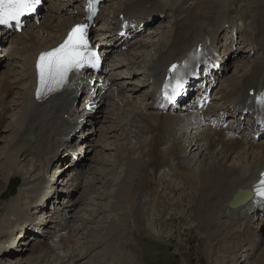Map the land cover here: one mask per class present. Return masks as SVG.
I'll return each mask as SVG.
<instances>
[{
    "label": "bare ground",
    "instance_id": "1",
    "mask_svg": "<svg viewBox=\"0 0 264 264\" xmlns=\"http://www.w3.org/2000/svg\"><path fill=\"white\" fill-rule=\"evenodd\" d=\"M53 1H51L49 10L39 25H31L21 34L5 37L0 41L8 39L10 43L7 48H11L12 51L17 49L21 55L29 52L22 63L24 73L21 71L16 72V70L12 72L5 70L0 73V134L3 131L2 118H6L7 113L10 114L11 121L10 126L6 125L7 127L4 128V131L6 128L10 129L11 133L7 134L8 137H4L6 143L9 144L5 146V150L0 157V170L6 169V173L12 171L18 173V166L24 165L25 170L21 172L24 179H26L20 192L6 205L8 217L5 216L3 225L0 228V257L6 253L22 252L24 248L26 251L33 242L29 251L33 250L34 253L27 259V263L42 264L43 261L45 264H67L65 261L75 263L77 258L72 250L74 242L73 228L63 232L65 228L62 224L58 232L53 233L52 230L55 225H51L52 222L46 224L48 217L44 214L46 206L44 198L46 195L52 194V189L49 190V186L51 185L53 189L58 190L59 195L61 190L58 188L59 184L57 185V182L66 170L56 164L55 173L50 178L51 180H45V173L43 177V173L38 174L36 171L41 168L46 171V169H49V164L53 162L60 163L62 158L66 159L70 155L69 151H77V149H74V143H71V136H74L75 139L86 137V144L89 145L87 150L83 149L85 152L79 150L81 154H85L83 160L79 162V166L71 163L68 166L70 169L75 167L73 170L80 169L76 173V177L69 179V181L71 180L70 184H77L80 187L83 184L81 180L84 179V176L88 175L87 177H90L92 175L90 179L92 184L95 185L97 171L103 166L100 164H106L110 161L106 151L95 150L96 145L94 143L90 145L92 142L90 136H94L90 128H93L100 121L103 125L101 129L108 130L109 127L111 129L110 134H113L117 125L121 123L122 134L124 136L127 134L126 138L128 139L132 137L137 144V150L126 146V144L125 147L123 145L118 147L116 153L118 162H115V164L120 165L122 170L121 174L116 173V176L123 177L118 188L120 195L117 197H121L130 203L127 208H130L129 215L132 218L138 220V217L141 216L142 218L138 220L140 223L143 220V215L149 213L154 218L153 223H155L156 218V223H159L160 227L167 225L166 221L168 219L160 217L164 213L163 208L176 202L180 204L179 198L175 199L176 197L168 196L170 193L174 194L177 191L174 187V181L171 179L165 181L162 178L165 172H170L169 175L172 178H178L187 189L191 190L190 188H193L195 195H197L195 199L197 198L198 201L194 199L193 202H190V199H187L184 201L188 203L186 207L193 208L196 202L195 220L197 221V228L207 236L220 234L223 237V243L228 245L223 254H227L223 256L227 262H236L243 255L251 258L249 255L252 253V259L255 260L254 264H264V223L261 222L262 225L256 229L252 227L256 223L261 208H264V198L256 195L252 199L253 195H249L238 206L230 207L231 199L240 191L251 188L255 190L261 174H264V142L255 145L252 141L245 143L244 140L233 138L232 136L235 134L232 132L218 129L209 130L210 128L207 127L200 130V124L187 118L188 114H160L153 109V101L159 100L157 92L161 87L168 84V82H164V79L168 75L169 67L177 61H186L188 66L178 74L186 78L190 77L188 70L192 64V58L184 55L192 48H197L199 44H203L201 39L207 35H210L212 41L214 35L220 29H225L227 25H235L233 22L235 7L232 8L233 10L230 9V5L225 4L224 0H119V4L115 0L112 1L106 9L113 5L116 6L112 9L114 24L120 23V20L125 17L130 19V26L134 27L135 19L140 24L151 18L154 20L155 17L170 10L174 13L172 15L173 25L168 29V32L167 29L161 30V33L167 32V36L160 42V45L156 42L153 43L154 40H150L152 45H157L154 52H159L154 59H147L149 63L146 66L149 67L146 70L152 68L150 79L154 81L152 82L154 87L152 94L145 95V100L148 101L149 99V102L143 106L136 98L126 95L118 88L119 85L125 86L126 82L114 83L113 91L105 95L103 102L99 104L100 108L104 104L110 105L107 112L111 110L110 112H113V115L90 116L86 121L87 128L85 129V124H83L82 129L76 132L80 126L78 121L80 115L75 107L79 100L78 97H73L67 90L56 92L46 99H41L37 95L40 84L34 69L38 55L44 50L55 47L65 35L67 29L78 22L74 16H68L66 12L63 16H57L55 11L66 10L70 13V8H76L79 5L77 3L79 0H69L68 2L60 0V5L53 3ZM187 1L191 2L189 6L185 5ZM217 2H223V4H217ZM254 2L258 9L261 8L264 11V0H254ZM66 3H68L67 7ZM257 7L254 8L253 14L250 16L251 23L245 26L244 31L249 30L251 32L252 38L248 37V39L253 42L250 45L253 49L261 50L262 56L250 65L249 71L243 66L246 72L240 75L235 73L229 75L222 84L224 86L226 83L228 90L220 91L224 93V96L230 97L229 102L238 97L234 104L229 103L227 107L229 109L233 107L235 112L237 111L236 108H239L241 116L249 100V91H254L253 97L258 98V100L264 94V16H261L262 13L259 15V12H256L258 11ZM240 17L245 16L240 15ZM100 18L105 23L107 16L103 13ZM113 29L114 32L110 36H112V40L118 42L120 41L119 35L116 34L118 26ZM1 33L3 32L0 31V35ZM148 42V40L144 41L140 47H144ZM101 45H106V42H102ZM119 48L120 46H116L111 52L119 51ZM104 49L107 50L108 48ZM140 52V56L146 55L145 51L141 50ZM13 54V52L9 54L6 52L4 56L11 58ZM131 61L137 62L136 59H131ZM2 64L3 62L0 63V67ZM122 66L126 67L125 64ZM138 70L139 68L133 71H125V73L129 74V78H133L138 74ZM18 73L20 77L17 75ZM111 76L114 82L118 78L117 75L111 74ZM22 77L27 79L24 90L19 87ZM18 90H20L19 93H17ZM82 92H86V87L82 89ZM12 95L14 96L13 99H10L11 102L10 100L7 101V98ZM258 100L252 107V113H259L257 108L260 103H258ZM14 107L18 108L16 112H14ZM117 116L122 119L120 123L116 120ZM82 117L86 118L87 114L84 113ZM251 127H255V124H251ZM189 128L194 130L192 131V137ZM30 135H34L35 139L29 140ZM112 136H116V133ZM112 136H110V139ZM102 143H106V141L101 140L100 144ZM111 144L109 141L104 147L110 149ZM166 145H169V147L163 149ZM132 150H136V157H133ZM196 150V154L201 157H198L199 164L192 168L193 160L190 158V154ZM255 150L260 151L256 152ZM93 151H95V155L91 156L90 167H92V164L96 166H93L91 171L89 168L84 172L83 168L86 166V161L91 160L90 155ZM232 155L234 160L230 165H227L226 161ZM248 155L250 158L247 159ZM260 155L263 156L259 158ZM29 156H32V159ZM249 162L250 169L248 167ZM112 171L115 172V170ZM141 172L146 175L145 179L141 182L138 181L141 185H130L132 180H137ZM72 173L71 175H73ZM32 176L35 177L33 180L31 179ZM167 176V174L164 175V177ZM110 179L107 182L105 181L109 187L112 185ZM156 187L161 191V195L157 192ZM73 190L76 192V188L69 192ZM246 193L244 192L245 196H247ZM151 194L156 195L157 199L151 200ZM80 196H84L87 200L86 195L81 194ZM68 197H70V193L62 197L63 202L61 203L66 204L64 209L73 211L78 202L73 201V199L71 202L67 199ZM144 197H148L149 200L143 201L142 198ZM115 202L116 204H114H118V207L123 203L120 200H115ZM39 205L41 209L38 208ZM144 206H148L146 212L144 211L145 213L141 211ZM33 209H36V211L33 212ZM161 220L164 221V224H161ZM144 222L143 220L141 223ZM32 225L37 227L38 232L46 233L47 239H42L40 235L28 237L27 229ZM241 225L245 226L246 231L244 229L240 230ZM112 227L113 230H118L117 227ZM257 229L259 231L255 232ZM117 234L118 232L113 233L109 237L114 243L119 242L120 237ZM92 235V233H87V239L93 240ZM135 240L140 243L136 237ZM247 245L250 246L249 251H242L240 256L239 250H244L243 248ZM93 246L95 247L96 244ZM106 249L108 248L106 247ZM52 254L57 255V257ZM80 254L84 253L80 252ZM218 254V252H214L215 256H219ZM48 257L53 259L51 263L50 259H46ZM228 257L230 258L228 259ZM95 264L105 263L97 262ZM249 264L253 263L250 262Z\"/></svg>",
    "mask_w": 264,
    "mask_h": 264
},
{
    "label": "rangeland",
    "instance_id": "2",
    "mask_svg": "<svg viewBox=\"0 0 264 264\" xmlns=\"http://www.w3.org/2000/svg\"><path fill=\"white\" fill-rule=\"evenodd\" d=\"M118 1L119 0H115V2L119 4L120 1L119 2ZM224 1L226 2L225 4L230 5L229 6L230 9H232L233 7H236V9L233 12V16L235 15L239 16V12L243 13V14L240 13L241 16L248 15V19H246V21H243L242 29H244L246 22H248L246 23V26L251 23L250 16L253 13L254 8L257 7L254 0H239L238 2L236 0L235 1L234 0H224ZM55 2H58V0H55ZM220 3L223 4V2H217V4H220ZM115 7L116 6L114 5L110 7L108 9V12H111L112 9ZM259 9L257 7L258 11L256 12H259V15L262 13L261 16L262 15L264 16V11L261 8ZM167 13H168V17H166L165 21L163 20L162 25H161L162 27H159V24L157 23L155 25L156 26L155 32L153 33L152 36H150L147 39L149 42L146 44V47H143V51L146 52V55L140 56L139 54H141V52L139 50H136V48H133L130 50L131 54H130V51L127 52V55L129 53V57H134L137 60V62H132V65L133 67L134 65H136V67L139 68L138 72L140 74L136 75L135 78L133 79L131 78L120 79L123 82L126 81V88H125L126 95L132 96V98H136L138 102L140 101V104H142L143 106L146 103L145 95L149 93V87H141V86H144L141 84L144 83L143 81L146 78L143 75V72H144L143 70L146 69V65L149 63L147 59L148 58L154 59L156 57V54L159 52V51L154 52L155 48L157 47L156 44L160 45V42L163 39H165V37L167 36L168 29L171 28L173 25V20H174L172 17V15L174 14L173 11H167ZM231 15H232V12H231ZM163 29H167V32L161 33L162 32L161 30ZM240 39L241 40L244 39L243 33L240 34ZM150 40H154L153 43L156 42V44L152 45V42ZM2 44L4 45V44H9V43H2ZM247 49L248 48H245L242 51H239L235 55V57H233V59L231 58L229 60V62L231 63L229 64L230 72L229 74L226 75L227 78L229 75H233L234 73L237 75H240L246 72V70L249 71L250 65L255 60L259 59L262 56V52L258 51L256 54H251V57H249V53ZM28 54L29 52H25L21 55L18 51H15V54H14L15 56L13 57V59L9 61L10 70L14 69L13 71L16 70V72L17 71L23 72L22 63L25 61L24 57L28 56ZM233 54L234 53H232V55ZM127 57L128 56L126 55L125 56L117 55L112 58L114 60V66L116 67L115 75L122 77V71H125V70L124 68L117 69V67L120 65L121 63L120 61ZM138 59H140V61H138ZM243 66L245 67L246 70L244 69ZM2 70L3 71L7 70V66H4L3 68H1L0 72ZM17 75L20 77L19 73ZM130 81H131V84L138 86L133 91L131 90L134 86H131V84L128 83ZM26 83H27L26 79L22 81L20 80L19 87L22 88L21 90H24ZM226 85L227 84L225 83V85L221 87V90H228ZM138 88H141V90ZM136 89L137 91H135ZM219 89L220 87L218 88V90ZM127 90H130V91H127ZM19 92L20 90L17 91V93ZM13 96L14 95L8 97L7 101H9L10 99H13ZM220 97L221 96H219V98ZM219 98H217L216 100H218ZM109 108L110 107L108 104H104L103 108H101V110L98 112V116L102 117L104 114L113 115V112H110L111 110L107 112ZM17 110L18 108L14 107V112H16ZM9 116L10 114L7 113V117L5 118L6 121L2 127L3 131L0 134V157L2 155V152L5 150V146L9 144L8 142L6 143V141L4 140L5 139L4 137L5 136L8 137L9 133H11L10 129L8 128H6V130L4 131V128L7 126L9 127L11 124ZM116 118H117L116 120H118L119 123L122 121V119L118 118V116ZM122 125H123V122H122ZM101 126H103L102 122H99L95 125L97 134L93 137L92 141L96 145L95 150L100 149L108 153V158L110 159V161H108L106 164H100L103 166L102 168L99 166L100 168L97 171V174L95 176V182H96L95 185L92 184V180L90 179L92 175H90V177H87L88 175H85L84 179L81 180L83 184H81L80 187L70 184L71 180L69 181V178H72V175L70 173L71 170L67 169L68 168L67 162H69V158L63 160L62 163L53 162L49 164L48 165L49 169H46V171H44L45 169L43 170L42 168L36 171L38 172V174L43 173V177L45 173V180H51L50 178H52L55 173L56 164L58 165V167H64V170L66 171L60 176L57 182V185L59 184L58 188L60 190H63L61 194L58 196V199L62 198L68 190L70 191L73 188H76V192L75 190L72 191L74 192L73 201L78 202L77 205L74 206L73 215L75 217V221L72 223V225H73V233L74 231H76L75 244L81 247L79 250L80 252L84 253L81 255L80 259L77 261L76 264H95L97 262L98 263L104 262L105 264H249L251 262L254 264L255 260L252 259L253 258L252 253L249 255L251 258H248L247 255L241 256L242 251L244 252L249 251V248H250L249 245L245 246V248H243L244 250H239L240 252L239 255L241 256L240 260H236V262L229 263L226 261V259L223 258V256L227 255V254L225 255L223 254L225 253L228 245L223 243V237L220 234L215 235V236H211V235L207 236L204 232L200 231L197 228V224H196L197 221L195 220V211L197 210L196 202H195V207L193 208H189V206L186 207L188 203L184 202L187 199H190L189 201L193 202V200L195 199V196L197 195H195L193 188H190L188 186L191 189L189 190L187 189L186 186L183 185V183H180L179 181L178 183H176L177 182L176 181L174 184V187L176 188L177 191L174 194L170 193L168 196L172 198L176 197L175 199L179 198L180 204L176 202L172 205L165 206L163 208L164 213L160 215V217L166 218V220L168 219L166 221L167 223L166 226L160 227L159 223H156L157 222L156 218H155V223H153L154 218H152V216L149 213H145L148 206H144L141 209L142 212L145 211L144 212L145 215H143V220L145 221L144 223H141L143 222V220L140 223L138 222V220L142 218L141 216L138 217V220L132 218L129 215L130 208L129 207H128L129 209L127 208V206H129L130 203L126 202L121 197L120 198L117 197L120 195V191L118 190V188L122 182L123 177H119V175L116 176L119 173L121 174L122 170H121L120 165L115 164V162H118L116 158L118 147H121L122 145L125 147V144H126V146L137 150V144L135 143L132 137L128 139L126 138L127 134L126 136L122 134L123 132L121 128L122 126H118L116 130H114L115 132H113V134L116 133V136H112L113 134L106 133V132L102 133L100 131ZM111 126H112V122H111ZM108 130H110L111 132V129L109 127H108ZM110 136H112L111 139H110ZM101 140H105L106 143L107 142L109 143L110 141L112 143L110 149H106V147H104L106 143L100 144ZM262 142H264V139L262 141H259L258 143H262ZM74 145H75V148L77 149L79 148L78 145L76 144ZM249 147L251 148V146ZM136 150H132L133 157H136V152H135ZM255 151L259 152L260 150H255ZM196 152L197 150L193 151L190 154V158L193 160L192 168H195L199 164L198 162L200 161L199 158L201 156H198ZM92 155H95V151L92 152L90 157ZM262 156L260 155L259 158ZM30 157L32 159V156H29V158ZM232 157L229 158L228 161H226L227 165L228 164L230 165L233 162L234 157L233 158ZM248 157L250 158L249 155L246 158L248 159ZM91 162H92V157H91V160L90 159L87 160V166H85L83 169L84 172H86L89 168L91 171L93 166H96L92 164V167H90ZM248 167L250 169V162H249ZM17 169L19 171L18 173H16L15 171H12L10 172L11 174L9 172L6 173V169L0 170V228L3 225V219L5 218V216H7L6 205L10 202L12 198H14L20 192L21 188L24 186V180H26L24 179V176L22 175L23 170H25V166L20 165L18 166ZM112 170H115V172ZM145 176L146 175L143 172H141V175L137 178V180L136 181L132 180L130 182L131 183L130 185H133V184L141 185V183H139L138 181L140 180L141 182V180L145 179ZM33 178L35 177L32 176L31 179L33 180ZM107 178L108 179L111 178L109 180L111 182L110 184H112L110 187L108 186V184H106L108 180ZM17 182L19 183V187L17 191L13 192L12 187ZM49 188H51V185L49 186ZM156 190L161 195V191H159L158 187H156ZM81 194L86 195L87 200L84 198V196H80ZM153 199H157V196L154 194H151V200ZM158 199L160 200V198ZM175 199L174 201H176ZM115 200H120L121 202H123L122 204L124 206L120 204L118 207V204L115 205L116 204ZM142 200L143 201L149 200V198L144 197L142 198ZM195 201H198V199L196 198ZM111 224H113L112 226L117 227L118 230L116 231L113 230V227L111 226ZM161 224H164V221L161 220ZM260 225H262V223H261V219L259 218V220L255 224H253L252 227L256 229ZM241 229L242 230L244 229L246 231V228L244 225H241L240 230ZM257 231L259 230L258 229L255 230V232ZM117 232H118L117 236H119L120 239H119V242L116 241V243H114L112 242V240L109 239V237L112 236L113 233L116 234ZM87 233L93 234L91 236L93 240L89 239L90 242L87 239ZM135 237L140 241V243H137V240H135ZM91 241H95V242H91ZM142 243L144 245H141ZM32 244L30 247H32ZM95 244L96 246L94 247L93 245ZM30 247L26 251L24 248L22 252H15V254H10V253L4 254L3 256L0 257V264H29L27 263V259L30 256H32L34 253L33 250L29 251ZM106 247L108 249H106ZM214 252H218L219 256H215ZM228 256H230V254H228ZM49 257L46 259H50V263H51L53 259ZM229 258L230 257H228V259ZM42 264H45V262L43 261Z\"/></svg>",
    "mask_w": 264,
    "mask_h": 264
},
{
    "label": "snow or ice",
    "instance_id": "3",
    "mask_svg": "<svg viewBox=\"0 0 264 264\" xmlns=\"http://www.w3.org/2000/svg\"><path fill=\"white\" fill-rule=\"evenodd\" d=\"M41 0H0V26H20L22 18L36 11ZM96 14L95 0H89L88 15L86 20H91ZM88 23L75 25L67 34L63 43L51 51L41 53L37 63L40 88L45 91H54L61 88L68 80L69 73L79 71L85 66L97 67L99 63L98 54L92 50L88 40ZM177 65L173 64L170 71L176 72ZM166 99L171 100L183 87L181 79H177L172 87L171 95ZM40 95V92H37ZM264 106V94L258 100ZM257 194L264 198V174L256 187Z\"/></svg>",
    "mask_w": 264,
    "mask_h": 264
},
{
    "label": "water",
    "instance_id": "4",
    "mask_svg": "<svg viewBox=\"0 0 264 264\" xmlns=\"http://www.w3.org/2000/svg\"><path fill=\"white\" fill-rule=\"evenodd\" d=\"M246 194H247V196H245V195L243 194V195H242V198H240V199H233V200L230 202V205H231V206H237V205H239L240 203H242L243 201H245L246 198H247L249 195H251V193H250V192H247Z\"/></svg>",
    "mask_w": 264,
    "mask_h": 264
},
{
    "label": "trees",
    "instance_id": "5",
    "mask_svg": "<svg viewBox=\"0 0 264 264\" xmlns=\"http://www.w3.org/2000/svg\"><path fill=\"white\" fill-rule=\"evenodd\" d=\"M18 186H19L18 182L16 184H14V186L12 187L13 192H15L17 190Z\"/></svg>",
    "mask_w": 264,
    "mask_h": 264
}]
</instances>
